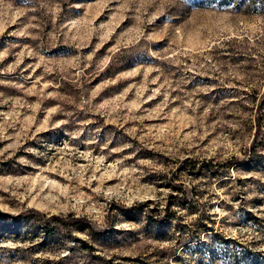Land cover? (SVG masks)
Listing matches in <instances>:
<instances>
[{
	"label": "rangeland",
	"instance_id": "1",
	"mask_svg": "<svg viewBox=\"0 0 264 264\" xmlns=\"http://www.w3.org/2000/svg\"><path fill=\"white\" fill-rule=\"evenodd\" d=\"M232 252L264 260V0H0V264Z\"/></svg>",
	"mask_w": 264,
	"mask_h": 264
},
{
	"label": "trees",
	"instance_id": "2",
	"mask_svg": "<svg viewBox=\"0 0 264 264\" xmlns=\"http://www.w3.org/2000/svg\"><path fill=\"white\" fill-rule=\"evenodd\" d=\"M205 167L207 168L208 166L205 165ZM16 217H18V216H15V217H12V218H16ZM55 222H57L61 226H66V224L62 220L55 219ZM70 222H71V224H80V223H82L81 221H78L76 219L74 221H70ZM85 226L91 230V227L88 224H85ZM45 229L47 231V230H49V227L46 226ZM238 247H240V246L238 245ZM237 254H240V252L239 253L238 252H232L230 254V256H231L230 257L231 258V263L233 262L232 264H237V262H236ZM257 264H264V260H261Z\"/></svg>",
	"mask_w": 264,
	"mask_h": 264
}]
</instances>
